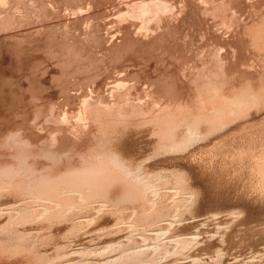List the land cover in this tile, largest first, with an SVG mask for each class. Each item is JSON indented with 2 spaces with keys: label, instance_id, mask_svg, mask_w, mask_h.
Segmentation results:
<instances>
[{
  "label": "rangeland",
  "instance_id": "374dc122",
  "mask_svg": "<svg viewBox=\"0 0 264 264\" xmlns=\"http://www.w3.org/2000/svg\"><path fill=\"white\" fill-rule=\"evenodd\" d=\"M0 264H264V0H0Z\"/></svg>",
  "mask_w": 264,
  "mask_h": 264
},
{
  "label": "bare ground",
  "instance_id": "6f19581e",
  "mask_svg": "<svg viewBox=\"0 0 264 264\" xmlns=\"http://www.w3.org/2000/svg\"><path fill=\"white\" fill-rule=\"evenodd\" d=\"M159 1H160V0H159ZM152 2H153V1H152ZM156 2H157V1H156ZM207 2H208V1H207ZM153 3H154V2H153ZM153 3H152V5H153ZM157 3H158V2H157ZM161 3H162V2H161ZM165 3H166V2H165ZM154 4H155V3H154ZM133 5H134V4H133ZM139 5H140V4H139ZM146 5H147V4H146ZM215 5H216V4H215ZM143 6H144V4H143ZM147 6H148V5H147ZM147 6H146V7H147ZM159 6H160V5H159ZM162 6H163V5H161V7H162ZM144 7H145V6H144ZM150 7H151V6H150ZM148 8H149V7H148ZM154 8H155V7H154ZM159 8H160V7H159ZM207 8H208V7H207ZM209 8H210V7H209ZM139 9H140V8H139ZM142 9H143V7H142ZM149 9H151V8H149ZM164 9H165V8H163V10H164ZM171 9H172V8H171ZM136 10H137V9H136ZM216 10H217V9H216ZM223 10H224V9H223ZM165 11H166V10H165ZM207 12H208V11H207ZM137 13H138V12H137ZM140 13H141V11H140ZM140 13H139V14H140ZM148 13H149V12H148ZM217 14H218V13H217ZM141 16H142V15H141ZM219 16H220V15H219ZM213 19H214V18H213ZM222 22H223V21H222ZM208 43H209V42H208ZM212 46H213V45H212ZM213 49H214V48H213ZM210 59H211V58H210ZM222 62H223V61H222ZM215 64H216V63H215ZM226 65H227V64H226ZM235 69H236V68H235ZM237 71H238V70H237ZM241 74H242V73H241ZM250 74H251V73H250ZM216 91H217V89H216ZM223 99H224V98H223ZM236 103H237V102H236ZM236 103H235V104H236ZM238 103H239V102H238ZM209 105H210V104H209ZM209 105H208V106H209ZM230 105H231V104H230ZM243 105H244V104H243ZM186 107H187V106H186ZM211 107H213V106H211ZM211 107H210V108H211ZM233 107H234V106H233ZM231 108H232V107H231ZM231 108H230V109H231ZM216 109H217V108H216ZM216 109H214V110L211 109V111H206V112H203V113L200 112L199 114H197V116L192 117L191 120L189 119L190 122H188V124H189V123H190V124L187 125V131H188L189 133L192 132V134H193L194 131H195V129L197 128V126H199L200 123L204 124V121H206V123H208V121H211V122H212V121L215 120L217 117H219V112H218V113H214ZM221 109H223V108H221ZM212 110H213V111H212ZM224 110H225V109H224ZM229 111H230V110H229ZM231 111H232V110H231ZM220 112H221V111H220ZM167 113H168V112H167ZM182 114H183V113H182ZM220 115H221V114H220ZM182 116H183V115H182ZM185 116H186V115H185ZM186 117H187V116H186ZM162 118H163V117H162ZM219 121H220V120H219ZM180 123H181V122H180ZM209 123H210V122H209ZM202 124H201V125H202ZM220 125H221V124H220ZM182 126H183V125H182ZM185 129H186V128H185ZM188 135H189V134H188ZM197 135H198V134H197ZM187 139H188V138H187ZM183 142H184V141H183ZM184 143H185V142H184ZM173 146H174V145H173ZM93 164H94V163H93ZM93 164H92V165H93ZM120 165H121V164H120ZM104 166H105V165H104ZM102 168H103V166H101V168H100L101 171L103 172ZM111 168H112V167H111ZM100 169H99V170H96V169H95L96 171H98V172L96 173L97 175H98L99 173H101V172H100ZM118 169H120V166H119ZM125 169H126V168H125ZM87 170L89 171L90 169H87ZM104 170H105V169H104ZM121 170H122V169H121ZM106 171H107V170H106ZM75 172H76V171H75ZM75 172H74V173H75ZM90 172L92 173V171H90ZM90 172H86L87 174L84 173V175L86 174V177H87V175H88V176L90 175V174H89ZM72 173H73V172H72ZM103 173H104V172H103ZM106 173H107V172H106ZM122 173H123V172H122ZM75 174H76V173H75ZM75 174H74V176L76 177ZM79 174H80V173H79ZM94 174H95V172H94ZM96 174H95V175H96ZM110 174H111V173H110ZM123 174H124V173H123ZM67 175H68V174H67ZM77 175H78V174H77ZM80 175H81V174H80ZM91 175H92V174H91ZM100 175H102V174H100ZM120 175H121V174H120ZM131 175H132V174H131ZM135 175H136V174H135ZM74 176H73V177H74ZM93 176H94V175H93ZM102 176H106V174L104 173V175H102ZM114 176H115V175H114ZM114 176H113V177H114ZM129 176H130V175H129ZM139 176H140V175H139ZM75 177H74V178H75ZM78 177H80V176H78ZM78 177H77V178H78ZM81 177H85V176L82 175ZM91 177H92V176H91ZM113 177H112V179H113ZM135 177H136V176H135ZM59 178H62V179H63V175H62V177L59 176ZM64 178H65V177H64ZM71 178H72V177H71ZM94 178H95V176H94ZM96 178H97V177H96ZM99 178L101 179L100 181H102L101 176H100ZM103 178H104V177H103ZM108 178H109V177H107V179H108ZM115 178H116V177H115ZM125 178H126V177H125ZM142 178H143V177H142ZM62 179H59V180H62ZM85 179H87V178H85ZM130 179H131V178H130ZM134 179H136V178H134ZM140 179H141V178H140ZM54 180H55V179H54ZM63 180H64V179H63ZM77 180H78V179H76V181H77ZM79 180H81V178H79ZM98 180H99V179H98ZM114 180H115V179H114ZM55 181H58V180H55ZM66 181H67V179H66ZM70 181H71V179H70ZM76 181L73 180L74 184H75V183L78 184V182H76ZM93 181H94V180H93ZM103 181H104V179H103ZM103 181H102V183H103ZM107 181H108V180H107ZM130 181H131V180H130ZM136 181H137V180H136ZM40 182H41V181H40ZM49 182H50V181H49ZM58 182H59V184H56V186H57V185L60 186V185H61L60 183H61L62 181H58ZM68 182H69V181H68ZM68 182L66 183V182L64 181V183H66V184H68ZM94 182H95V181H94ZM94 182H93V183H94ZM105 182H106V181H105ZM53 183H54V181H53ZM55 183H57V182H55ZM55 183H54V184H55ZM71 183H72V181H71ZM95 183H96V182H95ZM95 183H94V184H95ZM102 183H101V184H102ZM50 184H51V182H50ZM50 184L48 183L47 185H49V186H52V185H53V184H51V185H50ZM86 184H87V183H86ZM91 184H92V183L90 182V185H91ZM96 184H97V183H96ZM105 184H106V183H104L103 186L101 185V187H100V185H98V186H99V190H100V188L102 189V187H105ZM107 184H108V183H107ZM133 184H134V183H133ZM142 184H143V183H142ZM150 184H151V183H150ZM150 184H149V185H150ZM152 184H153V183H152ZM71 185H73V183L70 184L69 186L67 185V187L65 186L66 188H68V187L71 188V191H68V192L76 191V192H74V193H78V198H77V199H79V197L81 198V197H82V193H81V192H82V191H81V186H82V185H81V186H80V185H76V184L73 185V186H71ZM90 185H89V186H90ZM143 185H144V184H143ZM43 186H44V184H43ZM49 186H48V187L46 186V187L49 188ZM54 186H55V185H54ZM54 186H52V188H50V189H52V191H49V192H47L46 194H49V195H50V194L53 193V191H54V192L56 191V195H58V194H60V193L62 192L61 190H60V191H61V192H60V191H59V188H57V189H58V193H57V189H56V187H54ZM58 186H57V187H58ZM61 186H62V185H61ZM63 186H64V185H63ZM85 186H86V185H85ZM94 186H95V185H94ZM98 186H95L94 188H97ZM132 186H133V185H132ZM155 186H156V185H155ZM46 187H45V188H46ZM53 187H54V188H53ZM86 187H87V186H86ZM86 187H85V188H86ZM92 187H93V186H92ZM144 187H145V186H144ZM147 187L150 188L149 186H147ZM63 188H64V187H63ZM88 188H89V187H88ZM88 188H87L88 192H89V191H93V189H92V190H89ZM90 188H91V187H90ZM151 188H152V186H151ZM54 189H55V190H54ZM83 189H84V186H83ZM87 190L84 189V192L86 191V193H88ZM95 190H96V189H95ZM95 190H94V191H95ZM147 190H148V189H147ZM156 190H158V189H156ZM43 191H44V190H43ZM45 191H47V190H45ZM94 191H93V193H94ZM96 191H98V189H97ZM51 192H52V193H51ZM59 192H60V193H59ZM151 192H152V191H151ZM41 193L44 194V196H42ZM41 193H39V194H40L39 197H41V201H40V202H42L43 200L46 201L45 198L52 197V196H49V195H46V196H47V197H46L44 192H41ZM86 193H85V194H86ZM90 193H91V192H89V194H90ZM145 193H146V191H145ZM64 194H65V193H64ZM64 194H62V198L65 196ZM83 194H84V193H83ZM152 194H153V192H152ZM155 194H156V193H155ZM34 195H38V193H37V194H34ZM52 195H53V194H52ZM63 195H64V196H63ZM68 195H70V196H74L75 194L71 195V194L68 193ZM76 195H77V194H76ZM76 195H75V197H76ZM86 195H87V194H86ZM123 195H124V194H123ZM153 195H154V194H153ZM54 196H55V195H54ZM54 196H53V197H54ZM60 196H61V195H60ZM70 196H69L68 198H70ZM83 196H84V195H83ZM94 196H95V195H94ZM100 196H101V195H100ZM126 196H127V195H126ZM55 197H56V196H55ZM55 197H54V198H55ZM58 197H59V196H58ZM35 198H36V200H37L38 197L35 196ZM42 198H44V199H42ZM62 198H60V199H62ZM73 198H74V197H73ZM83 198H85V197H83ZM83 198H82V200H84ZM111 198H112V197H111ZM50 199H51V198H50ZM58 199H59V198H58ZM63 199H64V198H63ZM63 199H62V200H63ZM102 199H103V198H102ZM34 200H35V199H34ZM39 200H40V199H39ZM55 200H56V199H55ZM55 200H54V201H55ZM79 200H80V199H79ZM95 200H96V197H95ZM47 201H49V198L47 199ZM51 202H52V200H51ZM56 202H57V200H56ZM81 202H82V201H81ZM95 202H96V201H95ZM101 202H102V201H101ZM129 202H130V201H129ZM54 203H55V202H54ZM63 203H64V202H63ZM77 203H80V202H77ZM77 203H76V204H77ZM126 203H127V202H126ZM40 204H41V203H40ZM47 204H48V203H47ZM56 204H57V203H56ZM56 204H52V205L55 206ZM89 204H91V203H89ZM102 204H103V203H102ZM106 204H107V203H106ZM45 205H46V204L43 205V208H45V207H44ZM58 205H59V204H58ZM84 205L86 206V204H84ZM59 206H60V205H59ZM64 206H65V205H64ZM78 206H79V205H78ZM82 206H83V205H82ZM101 206H102V205H101ZM101 206H100V207H101ZM136 206H137V205H136ZM148 206H149V205H148ZM49 207H50V206H47V209H48ZM80 207H81V206H80ZM98 207H99V205H98ZM102 207H103V206H102ZM108 207H109V206H108ZM50 208H51V207H50ZM56 208H62V207H56ZM76 208H77V207H76ZM139 208H140V206H139ZM139 208H137V209H139ZM47 209H43V212H44V210L47 211ZM51 209H52V208H51ZM53 209H54V208H53ZM82 209H83V208H82ZM147 209H148V208H147ZM62 210H63V209H62ZM65 210H66V209H65ZM96 210H97V209H96ZM107 210H108V209H107ZM124 210H125V209H124ZM131 210H132V209H131ZM49 211H50V210H49ZM89 211H90V210H89ZM99 211H100V210H99ZM99 211H98V212H99ZM95 212H96V211H95ZM134 212H135V211H134ZM141 212H142V211H141ZM41 213H42V212H41ZM57 213H58V212H57ZM130 213H131V212H130ZM132 213H133V212H132ZM135 213H136V212H135ZM139 213H140V212H139ZM45 214H46V213H45ZM94 214H95V213H94ZM136 214H137V213H136ZM63 216H64V215H63ZM91 216H92V215H91ZM89 217H90V216H89ZM89 219H90V218H89ZM77 220H78V219H77ZM86 220H87V219H86ZM123 220H124V219H123ZM169 220H170V219H169ZM89 221H90V220H89ZM89 221H88V222H89ZM79 222H80V221H79ZM167 222H169V221H167ZM170 222H171V221H170ZM170 222H169V223H170ZM9 223H10V222H9ZM77 223H78V222H77ZM170 225H171V224H169V226H170ZM10 226H11V225H10ZM14 226H15V225H14ZM5 227H6V226H5ZM15 227H16V226H15ZM9 229H10V228H9ZM165 229H166V228H165ZM166 230H167V229H166ZM158 231H159V230H158ZM160 231H161V230H160ZM161 232H162V231H161ZM18 233H19V232H18ZM158 233H159V232H157V234H158ZM164 233H165V232H164ZM164 233L162 232V235H163ZM159 235H160V234H159ZM155 236H156V234H155ZM157 236H158V235H157ZM14 237H15V236H14ZM15 238H16V237H15ZM152 238H153V237H152ZM157 238H158V237H157ZM111 247H112V246H111ZM137 248H138V247H137ZM141 248H142V247H141ZM148 248H149V247H148ZM151 248H152V247H151ZM155 248H156V247H155ZM139 249H140V248H139ZM144 249H145V248H144ZM73 250H74V249H73ZM141 250H142V249H141ZM166 251H167V250H166ZM71 252H72V251H71ZM84 253H85V252H84ZM81 263H82V262H81Z\"/></svg>",
  "mask_w": 264,
  "mask_h": 264
}]
</instances>
